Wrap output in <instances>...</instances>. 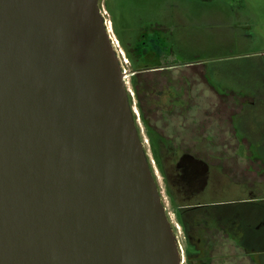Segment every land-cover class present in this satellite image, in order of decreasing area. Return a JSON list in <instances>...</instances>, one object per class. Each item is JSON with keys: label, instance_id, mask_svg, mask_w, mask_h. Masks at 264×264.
Listing matches in <instances>:
<instances>
[{"label": "water", "instance_id": "1", "mask_svg": "<svg viewBox=\"0 0 264 264\" xmlns=\"http://www.w3.org/2000/svg\"><path fill=\"white\" fill-rule=\"evenodd\" d=\"M101 0H0V264H182Z\"/></svg>", "mask_w": 264, "mask_h": 264}, {"label": "flooded vegetation", "instance_id": "2", "mask_svg": "<svg viewBox=\"0 0 264 264\" xmlns=\"http://www.w3.org/2000/svg\"><path fill=\"white\" fill-rule=\"evenodd\" d=\"M247 1L99 4L139 136L174 209L182 264H264V155L250 134L264 125L263 75L218 81L215 59L197 50L200 4L209 29L224 31L219 43L239 46L258 20Z\"/></svg>", "mask_w": 264, "mask_h": 264}, {"label": "rangeland", "instance_id": "3", "mask_svg": "<svg viewBox=\"0 0 264 264\" xmlns=\"http://www.w3.org/2000/svg\"><path fill=\"white\" fill-rule=\"evenodd\" d=\"M247 2L250 7H254L255 10H257L255 18L258 20L256 21L253 32L248 33L249 35L244 37L246 42L245 45L239 46L231 45V43H227L226 45L219 43L224 31L216 30L217 32L214 33V30L209 29L207 26V16L203 14L206 13L208 6L206 4L199 5L198 55L205 60L207 58L215 59V78L218 81L221 80L222 77L233 78L237 74H240L243 78V82L248 84L256 75L262 74V78L264 79V0H248ZM125 66L128 70L129 68L127 65ZM250 132V134L255 136L262 143L261 155H264V125L250 127ZM157 182L164 206L166 207L168 219L174 229L177 240L182 242L181 235L178 233V229H176L177 220L174 218V209L172 206L169 207V201L166 202L164 199V189L161 188V186L165 188V185L158 178Z\"/></svg>", "mask_w": 264, "mask_h": 264}, {"label": "built area", "instance_id": "4", "mask_svg": "<svg viewBox=\"0 0 264 264\" xmlns=\"http://www.w3.org/2000/svg\"><path fill=\"white\" fill-rule=\"evenodd\" d=\"M150 162H151V165L154 163V162H153V160H152V161H150ZM154 173H155V172H154Z\"/></svg>", "mask_w": 264, "mask_h": 264}]
</instances>
